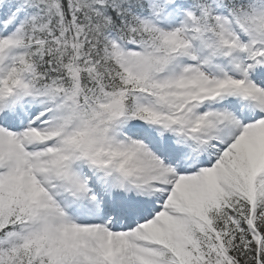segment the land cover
Instances as JSON below:
<instances>
[{"label": "snow or ice", "instance_id": "6c2138e0", "mask_svg": "<svg viewBox=\"0 0 264 264\" xmlns=\"http://www.w3.org/2000/svg\"><path fill=\"white\" fill-rule=\"evenodd\" d=\"M0 264H264V0H0Z\"/></svg>", "mask_w": 264, "mask_h": 264}]
</instances>
